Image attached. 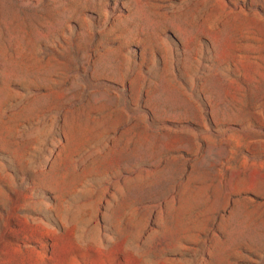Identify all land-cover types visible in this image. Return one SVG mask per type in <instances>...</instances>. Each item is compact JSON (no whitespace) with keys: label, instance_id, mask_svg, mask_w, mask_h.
Instances as JSON below:
<instances>
[{"label":"rangeland","instance_id":"obj_1","mask_svg":"<svg viewBox=\"0 0 264 264\" xmlns=\"http://www.w3.org/2000/svg\"><path fill=\"white\" fill-rule=\"evenodd\" d=\"M0 264H264V0H0Z\"/></svg>","mask_w":264,"mask_h":264}]
</instances>
